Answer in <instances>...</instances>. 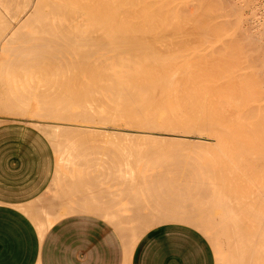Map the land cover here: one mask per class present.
I'll return each instance as SVG.
<instances>
[{"label": "bare ground", "instance_id": "obj_1", "mask_svg": "<svg viewBox=\"0 0 264 264\" xmlns=\"http://www.w3.org/2000/svg\"><path fill=\"white\" fill-rule=\"evenodd\" d=\"M236 2L0 0V107L64 120L45 121L58 165L41 228L105 191L116 206L101 216L128 245L153 223L180 220L225 237L219 264H264V43L257 23L244 34ZM157 130L170 135L153 139ZM193 131L234 150L201 138L191 145L213 157L195 151L183 140ZM137 135L146 144L134 146ZM180 135L193 150L175 146ZM111 176L113 190L96 182Z\"/></svg>", "mask_w": 264, "mask_h": 264}, {"label": "crops", "instance_id": "obj_2", "mask_svg": "<svg viewBox=\"0 0 264 264\" xmlns=\"http://www.w3.org/2000/svg\"><path fill=\"white\" fill-rule=\"evenodd\" d=\"M55 170L53 145L38 126L22 120L0 123V264H216L209 239L183 221L154 224L128 245L114 223L101 216L103 206H116L108 191L103 197L113 202L92 195L87 209L64 213L41 228L56 196L55 183L45 193L55 182ZM110 179L94 180L113 190ZM81 187L78 181L70 201H83Z\"/></svg>", "mask_w": 264, "mask_h": 264}, {"label": "rangeland", "instance_id": "obj_3", "mask_svg": "<svg viewBox=\"0 0 264 264\" xmlns=\"http://www.w3.org/2000/svg\"><path fill=\"white\" fill-rule=\"evenodd\" d=\"M236 1H237L236 3H238V5H239L240 11H241V17H240V20L242 21V22L240 21V22H241V27L244 26V27L246 28V27L248 26L247 28H248L249 31H250L251 28L255 27V25H256V23H257V25H256L255 28H258V29L260 30V33L258 34V31H259L258 29H256V31L258 30L257 33H256V31H255V32H252V33H253V35L257 34V36H255L256 39L259 38V35H261L262 37L260 36V39H257V41H258L259 44H260L261 41H262L261 43H264V41H263V40H264V29H263V28H264V27H263V26H264V0H236ZM228 15H229V14H228ZM229 16H230L229 19L231 20V18H232V20H233V17H234V16H233L232 14L229 15ZM232 16H233V17H232ZM239 16H240V15H239ZM224 17H228V16L225 15ZM242 17H243V18H242ZM253 17H254V18H253ZM244 18H245V19H244ZM246 18H247L249 21H246V22H245L244 20H247ZM256 18H257V19H256ZM225 19H226V18H225ZM242 19H244V20H242ZM250 20H252L254 24H252V21H250ZM248 22H249V23H248ZM244 23H246V24H244ZM250 25H254V26L251 27ZM262 25H263V26H262ZM244 27H243V28H244ZM250 27H251V28H250ZM247 28L244 29V30L242 29L243 32L245 31L244 34L249 33V32L247 31V30H248ZM240 29H241V28H240ZM253 29H254V28H253ZM262 29H263V30H262ZM232 30H233V29H232ZM232 30H229V31H232ZM254 30H255V29H254ZM254 30H252V31H254ZM261 31L263 32V34H261ZM250 33H251V31H250ZM254 33H255V34H254ZM245 36H246V35H245ZM253 37H254V36H253ZM255 37H254V38H255ZM261 38H262L263 40H262ZM4 89H5V87L0 86V91H1V92H2ZM2 96H4V94H3ZM32 103H33V102L30 101L29 105H33ZM3 111L5 112V114H4ZM0 112H2V113H0V123H2V122H7V121H11V120H22V121H27V122H30V123H32V124L38 126V127H39V128H40V129H41V130H42V131H43V132L49 137V139H50V141H51V143H52V145H53V148H54V151H55V156H56V169H57V165H58L57 151H56L55 143H54L53 139L51 138V136L49 135V129L46 127L47 125L45 124V123H46L45 121H47L48 119H49V120L52 119V120H54V121H57V123H58V122H62V121H64V120H62V118H59V119H61V120H59L58 117H52V118H47V119H45V118L42 117L41 119H42V120L45 119L44 121L40 120L39 122H34L33 119H29V118H30L29 116H31L30 114H24V115H22V114H19V113L12 112V111H10L9 109H5V108H3V107H0ZM6 113H7V114H12V115L9 116V115H7ZM17 114H18L19 116H18ZM27 115H28V116H27ZM14 116H15V117H14ZM25 116H26V117H25ZM58 125H59V124H58ZM86 130H87V129H85V131H86ZM93 130H94V128L91 129L92 132H93ZM96 130H97V131H96ZM96 130H95V132H93V133H96V132L99 131L97 128H96ZM132 131H133V132H132ZM89 132H90V131H89ZM99 132H100V131H99ZM99 132H98V133H99ZM129 132H130V133H131V132L134 133V132H137V131H135V130H130ZM160 132H162V130H159V132H158V130L155 131V135H157V136H152L153 139L156 138V137H158V136H161V135H162L161 138L159 137L158 139H156V140H159V139H160V141H161L162 137H164L165 135H167V136L170 135V134L168 135V134L163 133L164 131H163L162 133H160ZM75 133H76V132H75ZM93 133H92V134H93ZM156 133H157V134H156ZM158 133H159V134H158ZM181 133H182V132H181ZM191 133H192V134H191ZM198 133H199V132H198ZM198 133L195 132V131H193V132H189L190 135L183 136V137H186L187 139H188L189 137H191V138H189V139H191L190 141L187 140V139H185V138H183V137H182V138H183L184 141L186 140V143H187V145H189V147H190V146H195L196 143H198L197 139L201 140V138L206 140V141L204 140V142H205L204 144H206L207 142H209L208 144H210V145L213 144V143H212V142H213L212 140H214V139L212 138V136L208 135L207 132H203V133H201V136H204L205 138H204V137H201V138L199 137V138H198V136H195V135H200V133H199V134H198ZM77 134H79V133H77ZM153 134H154V132L152 133V135H153ZM79 135H80V134H79ZM98 135H99V134H98ZM100 135H101V134H100ZM163 135H164V136H163ZM191 135H193V136H191ZM206 135L209 136V137H207ZM137 136H140V135H137ZM137 136H136V138H137ZM181 136H182V135H180L179 137L177 136L178 139H179V138L182 139ZM194 136H195V137H194ZM92 137H93V136H92ZM92 137H91V138H92ZM95 137H97V135H96ZM95 137H93V138H95ZM99 137H100V136H99ZM101 137H102V138H105V137H103V136H101ZM140 137H141V136H140ZM172 137L174 138L175 136H172ZM172 137H171V138H172ZM177 137H176V138H177ZM210 137H211V138H210ZM91 138H88V139H87V143H89V142L91 143V141H92ZM97 138H98V137H97ZM97 138H96V139H97ZM141 138H142V139H139V138H138V139H139V140H138L139 142L136 141L137 143L134 142L135 140H137V139L134 138L135 140H133V143H136V145H134V146H138V144H140V140L145 139V138H143V137H141ZM150 138H151V137H150ZM164 138H167V137H164ZM168 138L170 139V137H168ZM195 138H196V139H195ZM207 138H208L209 141L207 140ZM90 139H91V141H90ZM106 139H107V138L104 139V140L106 141L105 144L111 146V144L113 143L112 140H109V139L106 140ZM153 139L151 138V141H152ZM180 139H179V140H180ZM93 140H95V139H93ZM100 140L102 141L101 138H100ZM148 140H149V139H148ZM163 140L166 141V139H163ZM167 140H168V139H167ZM105 141H102V142H101L102 145L104 144L103 142H105ZM143 141H144V140H143ZM146 141H147V140H146ZM146 141H145V143H144V142H142V143H143V144H146ZM165 141H164L163 143H165ZM173 141H175V138L173 139ZM173 141H172V142H173ZM176 141H177V140H176ZM181 141H182V140H180L179 143L176 142V144L173 143V145L175 144V146H176L177 148H178V147L181 148L182 145H184V146L186 147L187 145H185V142H184V141L181 142ZM192 141H196V143H195V144L193 143L194 145H191V142H192ZM202 141H203V140H202ZM93 142H94V141H93ZM95 142H98V143H99L98 140H96ZM154 142H155V140L153 141V143H154ZM156 142H157V141H156ZM156 142H155L154 144H156ZM161 142H162V141H161ZM161 142H157V143H160V144H161ZM170 142H171V141H170ZM170 142L167 141V143H170ZM172 142H171V143H172ZM188 142H189V144H188ZM142 143H141L139 146H143ZM163 143H162L161 146H164ZM167 143H165V146H164L165 149H167V148H166ZM181 143H184V144H181ZM215 143H216V140H215ZM215 143H214V144H215ZM105 144H104V145H105ZM177 144H181V145L179 146V145H177ZM214 144H213V146H215V147L218 146V145L216 146V145H214ZM217 144H218V142H217ZM99 145H101V144H99ZM112 145H113V144H112ZM158 145H159V144H158ZM168 145H169V144H168ZM173 145H170V146L168 147V149H169L171 146H173ZM227 145H229V144H226V146H227ZM231 146L233 147V145L230 143V145H229L228 147L231 148ZM176 147H174V148H176ZM195 147H196V146H195ZM204 147H207V144H206ZM171 148L173 149V147H171ZM183 148H184V147H183ZM183 148L181 149L182 151H183V150H186V149H187L186 151H189V150L191 151V150H193V149H189V150H188V147H186L185 149H183ZM196 148H197V147H196ZM196 148H195V151H196V150H199V151H200L201 149H203V147H202V148L200 147V149H198L199 147H198L197 149H196ZM210 148H211V146H208V148H206L205 150H207V151L209 152V149H210ZM212 148H213V149H212ZM212 148H211L212 150H218V152L220 151V152L223 153V152H224V149H225L226 147L223 149V151H221V149H220V144H219V146H218L219 149H218V148L215 149L214 147H212ZM221 148H222V146H221ZM203 150H204V149H203ZM203 150H202V151H203ZM205 150L203 151L204 154L207 152V151H205ZM233 150H234V147H233L231 150H229V151L232 153ZM202 151H200V153H202ZM225 151H227V149H225ZM229 151H228V152H224V154H227V153L229 154ZM197 152H198V151H197ZM208 152H207V153H208ZM218 152H217V153H218ZM220 152H219V153H220ZM207 153H206V154H207ZM211 153H212V151H210L208 154H209L210 156H212ZM206 154H205V155H206ZM209 155H208V156H209ZM208 156H207V157H208ZM210 156H209V157H210ZM212 157H213V156H212ZM212 157H211V158H212ZM55 174H56V170H55ZM54 183H55V182H52V183H51V189H48L45 193H48V195H49V193L52 192V188H53L54 185H55ZM165 221H178V220H162V221H159V222H156V223H153V224H157V223L165 222ZM179 221H180V220H179ZM183 222H184V221H183ZM153 224H151V225H153ZM194 227H195V226H194ZM196 228H197V227H196ZM198 229H199V228H198ZM199 230L202 231L201 229H199ZM202 232H203V233L205 234V236L209 239V241H210V243H211V245H212V247H213V250H214V253H215V258H216V264H219V260L221 261V258H222V260H225V259L227 260L228 257H227L226 255H225L224 257L222 256V254H223V255L226 254V252H227V250H228V249L225 248V244H227V243H224V242H223V240H224L225 237L223 238V240H222V237L219 238V240L221 239L220 242L217 241V240H216V241H213V240L209 237V235H208L206 232H204V231H202ZM236 238H237V237H236ZM224 241H226V239H225ZM218 242H219V243H218ZM227 248H228V245H227Z\"/></svg>", "mask_w": 264, "mask_h": 264}]
</instances>
